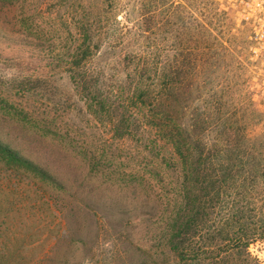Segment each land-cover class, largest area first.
Listing matches in <instances>:
<instances>
[{"label": "trees", "instance_id": "trees-1", "mask_svg": "<svg viewBox=\"0 0 264 264\" xmlns=\"http://www.w3.org/2000/svg\"><path fill=\"white\" fill-rule=\"evenodd\" d=\"M28 1L0 0V12H11L10 6L18 8L17 19L0 17L2 21L15 20L20 27L25 26L22 30L28 33L19 36L0 22L3 41L33 44L48 39V31L36 25L34 9ZM49 1L53 6L51 13L77 30L72 77L78 91L109 125L112 137L131 140L140 135L145 142L143 135L147 129L151 130L154 137L151 143H146L151 151L161 156L166 145L170 151L168 156L158 159L157 165L160 168L169 165L181 172L172 192L166 194L164 188L154 184L153 178L145 173L126 174L127 186L138 181L141 187L138 203L132 200L126 204L121 224H114L105 214L114 263L259 264L249 246L258 240L264 242V137L262 132L252 135L247 123L241 125L239 120L233 121L228 109V116L221 115L223 105L233 108L231 114L236 115L238 110L245 112L244 103L231 92V72L223 56L224 44L213 33L218 27L225 30L232 26L228 12L218 7L220 4L215 0H144V11L148 15L146 27L142 28L137 13L138 0ZM154 7L160 9L158 15L152 14ZM157 16L164 23L165 34L176 32L180 41L181 59L176 66V76L169 58L161 60L150 42ZM223 20L226 26L222 25ZM237 31L239 42L234 40L232 45L240 56L247 43L240 30ZM105 45L119 49L117 58L124 64V76L110 77L105 67L95 62ZM238 63L243 77V62ZM199 66L208 78L206 84L212 108L208 111L201 107L199 94L189 116L187 100ZM220 79L226 84L221 91L218 89ZM196 84L195 89L202 93L205 83ZM248 105L253 102L248 101ZM0 113L9 124H22L28 131L27 125H30L40 136L46 133L45 125L41 126L33 115L3 96H0ZM9 129L17 127L0 126V181L7 177L10 189L25 192L26 196L30 190L24 185L25 181L29 182L33 193L31 213L37 211L40 203L47 208L57 204L60 210L85 212L87 216L93 213L94 218V205L84 198L76 204L74 200L78 201L79 197L76 193L68 200L65 196V201L60 198L59 193L68 187L63 179L49 165L30 159L14 148L4 136ZM213 133L216 135L212 136ZM62 136L56 130L53 133L54 139L61 142ZM83 157L92 170L99 166L100 162L97 163L88 150L83 152ZM159 181L162 185L166 183L161 177ZM109 206L110 211L116 208L115 203ZM14 212H17L15 206ZM134 215L139 216L140 225L148 231L142 241L135 240L129 230L135 226ZM100 222L97 217L94 224L98 229L104 226ZM72 236L68 244L75 242ZM100 240L97 235L98 244ZM12 242L17 247L28 244L27 238L15 237L12 241L0 239V247ZM77 242L89 245L88 239L79 238ZM26 261L22 252L0 250V264H27Z\"/></svg>", "mask_w": 264, "mask_h": 264}, {"label": "rangeland", "instance_id": "rangeland-1", "mask_svg": "<svg viewBox=\"0 0 264 264\" xmlns=\"http://www.w3.org/2000/svg\"><path fill=\"white\" fill-rule=\"evenodd\" d=\"M215 1L220 4L218 7L226 10L233 20L229 28L224 30L218 27L213 33L219 42L224 44L226 50L223 56L228 61V72H231L229 78L231 92L236 93L239 97L238 101L244 103L240 106L245 108L244 113L238 110L235 115L231 114L234 113L232 107L223 105L221 115L225 117L228 109L229 117H232L233 121L239 120L241 125L247 123L252 135L262 132L264 137V65L253 56L252 42L249 38L251 24L242 19L236 6L225 0ZM136 2L140 23L142 28H145L148 14L144 11V0ZM28 4L34 9L36 25L48 31V39L42 43L27 44L5 42L0 38V96L6 97L14 105L24 108L26 112L33 115L37 119L36 122L46 126V133L40 136L33 132L34 127L30 125H27L30 129L28 131L23 129L22 124H9L10 121H5L1 115L0 126L17 127L4 133L14 148L30 159L49 165L53 172L59 174L68 186L66 191L59 193L63 201L65 196L68 200L76 193L79 195L78 201L74 200L76 204L79 205L81 198H84L85 202L94 205L96 214L93 218V213L87 216L85 212L72 213L68 209L60 210L57 204L47 208L41 203L37 211L31 213L32 186L25 181L24 188L30 190L27 196L25 192H13L5 177L3 181H0V210L3 211H0V239L12 241V238L24 237L27 238L28 244L17 247L12 242L1 246L0 250L22 252L28 260L27 264H116L113 261L112 248L108 240L110 235L105 229L109 226L108 222H105L107 221L105 214L110 216L114 224H121L125 216L126 204L132 203V200L135 204L138 203L139 195L137 194L141 185L137 181L130 187L127 186L126 174L139 176L145 173L146 176L153 178L154 184L164 188L166 194L172 192L175 181L181 177V172L169 165H163V168L157 165L158 159L162 160V156H168L170 151L167 145L162 149L161 156L151 151L152 148L146 144L151 143L150 139L154 137L151 130L145 131L143 135L145 142L144 140L142 142L140 135H136L131 140L112 137L109 125L100 119L95 108L78 91L72 77L71 62L77 30L66 26L58 15L51 13L53 6L49 0H29ZM16 9H18L16 6H10L11 12L2 11L0 17L5 20L7 17L14 16L17 19ZM153 10V15L160 13L157 7ZM1 18V24L7 30L19 36L28 35L27 31L22 30L25 26L20 27L15 20L8 23ZM222 25H227L224 20ZM237 30L244 35L247 43L245 49L240 52V56L233 50L232 45L234 40L239 42ZM150 42L161 60L169 58L176 76V66L181 59L180 41L176 32L165 34L164 23L158 16L153 23ZM112 46L102 47L95 62L105 67V73L110 77L124 76V64L117 58L120 51ZM238 62H243L242 69L245 74L243 77L239 74L241 66ZM195 78L200 85L205 83V87L202 93H199L195 89L197 85L195 82L187 100L189 116L197 104L196 99L199 94L202 96L199 100L201 107L208 111L212 108L210 90L206 84L208 78L202 66L195 70ZM219 84L218 89L221 91L226 84L222 79ZM248 101H252L253 105H248ZM244 114L246 117H243ZM55 130L63 135L60 137L63 142L54 139ZM215 135V133L212 134V136ZM85 150L95 156L97 163L100 162L99 166L93 170L89 168L83 157ZM157 173L159 176L156 175ZM160 177L166 180L165 185L159 181ZM69 191L70 195L66 193ZM112 203L116 204V208L110 211L109 205ZM14 206L17 212H14ZM97 217L104 225L99 229L94 224ZM133 217L136 223H134L135 226H131L133 229L129 227V230L135 240L142 241L148 231L140 225L139 216ZM71 234L76 240L68 244ZM97 235L101 238L99 244ZM79 238H84L86 241L88 239L89 245L84 246L81 242H77ZM249 251L258 259L259 264H264L263 241L251 243ZM85 254L89 256L85 257ZM134 257L137 256L134 255Z\"/></svg>", "mask_w": 264, "mask_h": 264}, {"label": "built area", "instance_id": "built-area-1", "mask_svg": "<svg viewBox=\"0 0 264 264\" xmlns=\"http://www.w3.org/2000/svg\"><path fill=\"white\" fill-rule=\"evenodd\" d=\"M236 6L245 21L250 22V40L255 60L264 65V0H225Z\"/></svg>", "mask_w": 264, "mask_h": 264}]
</instances>
